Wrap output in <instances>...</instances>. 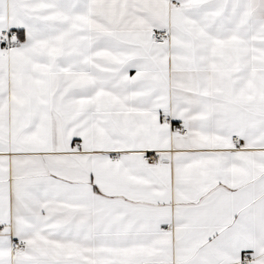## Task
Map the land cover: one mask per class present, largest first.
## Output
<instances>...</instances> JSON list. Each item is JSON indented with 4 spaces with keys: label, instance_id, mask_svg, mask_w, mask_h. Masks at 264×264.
Segmentation results:
<instances>
[{
    "label": "snow or ice",
    "instance_id": "1",
    "mask_svg": "<svg viewBox=\"0 0 264 264\" xmlns=\"http://www.w3.org/2000/svg\"><path fill=\"white\" fill-rule=\"evenodd\" d=\"M0 264H264V0H0Z\"/></svg>",
    "mask_w": 264,
    "mask_h": 264
}]
</instances>
